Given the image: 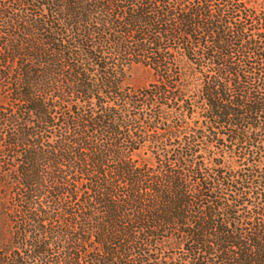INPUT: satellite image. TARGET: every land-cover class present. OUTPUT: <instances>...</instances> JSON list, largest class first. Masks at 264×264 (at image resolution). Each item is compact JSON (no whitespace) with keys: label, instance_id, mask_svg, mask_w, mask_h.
Instances as JSON below:
<instances>
[{"label":"trees","instance_id":"obj_1","mask_svg":"<svg viewBox=\"0 0 264 264\" xmlns=\"http://www.w3.org/2000/svg\"><path fill=\"white\" fill-rule=\"evenodd\" d=\"M0 264H264V0H0Z\"/></svg>","mask_w":264,"mask_h":264},{"label":"rangeland","instance_id":"obj_2","mask_svg":"<svg viewBox=\"0 0 264 264\" xmlns=\"http://www.w3.org/2000/svg\"><path fill=\"white\" fill-rule=\"evenodd\" d=\"M150 80V73L141 67H136L132 70L128 83L133 86L146 84Z\"/></svg>","mask_w":264,"mask_h":264}]
</instances>
